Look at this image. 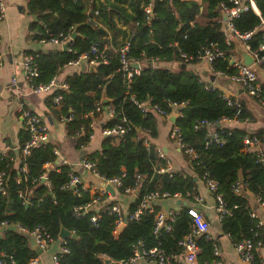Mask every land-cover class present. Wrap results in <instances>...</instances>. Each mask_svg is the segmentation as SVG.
Listing matches in <instances>:
<instances>
[{
	"label": "trees",
	"instance_id": "trees-1",
	"mask_svg": "<svg viewBox=\"0 0 264 264\" xmlns=\"http://www.w3.org/2000/svg\"><path fill=\"white\" fill-rule=\"evenodd\" d=\"M253 1L259 17L264 18V0ZM225 2L152 0V16L147 21L142 9L150 0H28L24 11L35 16L29 31L36 41L46 42L70 34L72 30L77 37L70 41L69 51L26 52L25 55L33 57L37 78L32 85L36 86L52 80L68 61L89 54L91 47L96 48V52L89 55L95 59L93 72H77L65 77L66 89H53L45 106L54 116L66 117L65 135L73 140L75 150L86 147L93 133L90 125L95 117L104 114L103 108L112 112V118L103 123V129L110 128L120 118L126 121V132L117 144H114L115 136L102 137L98 150L85 158L94 164L99 178H120L119 195H123L124 188L138 184L127 213L136 210L149 192L165 194L167 198L178 194L190 206L197 194L196 181L206 176L215 183L216 195L229 211L228 216L219 220L221 234L232 243L249 240L263 245L258 222L250 216L255 211L239 192L244 191L259 205L264 204V166L255 154L245 152L242 145L244 137H254L264 148V130L248 134L234 127L215 129L213 125L221 120L253 123L254 119L241 100L224 97L219 90L205 86L189 68H174L182 63L179 53L196 61L203 50L210 49L220 55L211 62V72L234 74L229 65L230 58L235 56L233 45H225L219 24L218 5ZM117 23L125 26L126 31L118 29ZM233 26L238 33L254 30L246 42L249 53L254 54L258 45L264 43L259 19L250 10L239 14ZM124 43L128 44L126 58L141 65L138 75H133L128 84L119 71L118 49ZM261 55L264 57V53ZM151 62L155 63L154 67H146ZM57 95L61 97L58 111L51 103L52 97ZM101 95L109 100L105 106L100 104ZM131 97L157 106L166 114L170 113L169 103H183L172 126L177 128L181 143L195 154V159L189 162L191 174L158 172L160 160L148 141L157 136L156 115L143 116L130 101ZM253 99L264 102V84L259 88L258 98ZM96 104L100 105L99 113L94 112ZM90 112L91 118L86 116ZM205 124L215 129L219 143L210 139V128ZM27 140V132L20 130L17 162L12 152L0 156L6 193L5 198H0V223H17L26 230L41 227L53 240L59 239L60 228L74 234L75 239L65 240L68 252L57 255V264H103L104 258L124 263L136 247L142 252L157 248L164 256L178 252L177 243L191 226L186 214L189 206L181 207L168 223L167 232L160 229L153 233L154 215L159 209L150 204L142 209L137 221L127 222L119 234H113L115 217L107 208L115 201L106 202V193L91 195L80 185L72 190L67 187L74 174L66 165H55L53 150L58 146L52 141L33 147L22 157L21 147ZM45 165L49 166L47 170ZM22 168L24 175L20 173ZM41 175L45 176V183L39 179ZM15 177L21 178L19 185L15 184ZM136 177L139 180L136 181ZM95 198L104 206L94 224L89 221L93 211L73 213L74 207ZM195 242L197 264H209L214 259L212 242L204 235L197 236ZM253 256V263L257 264L255 252ZM35 257L25 236L12 229L0 234V264H9L10 260L14 264H27Z\"/></svg>",
	"mask_w": 264,
	"mask_h": 264
},
{
	"label": "built area",
	"instance_id": "built-area-1",
	"mask_svg": "<svg viewBox=\"0 0 264 264\" xmlns=\"http://www.w3.org/2000/svg\"><path fill=\"white\" fill-rule=\"evenodd\" d=\"M151 1L150 3H147L146 6L142 9L143 15L145 17V20L149 21L150 17L152 16L151 11ZM21 2L25 5L28 0H21ZM218 8L220 10V13L222 12L224 14L225 20L222 22L221 18H219V24L221 25L222 32L224 34V43L226 46L233 45V40L237 41L241 47L244 49L245 52H247L253 59V64L250 66H243L239 63V60L237 58H230L229 62L232 61V64L230 67L234 70L233 75H226L221 72H213V75L215 77H222L226 80L232 82L233 84H236L240 88H242L246 94L249 97L258 98L259 95V88L260 85H258V71H264V57L261 55L264 53V43L259 44L254 54H251L248 52L249 46L246 44V42L249 40V38L254 33V30H250L245 33H238L236 29L233 26V21L241 14L242 12L251 11L253 12L259 19L260 28L263 31V39H264V18L259 17L258 11L256 9V6L254 4L253 0H226L225 3H220L218 5ZM2 6L0 3V19L2 18ZM40 43H45L44 41H39ZM51 45L54 46H61L64 43H67V51H69V44H70V34L67 33L66 35H60L57 38H51L48 41ZM128 51V44L124 43L122 44L118 49L119 54V71L123 74V77L127 84L130 82V79L133 75H138L140 70V63L138 61H134L133 59L126 58ZM96 52L95 47H91L89 54H81L77 56L75 59L68 61L65 66H78L81 62H85L86 65L94 67L95 65V59L90 58L89 55H92ZM220 55L217 54L215 51L210 49H205L200 54L198 60H204L210 70H211V62L218 58ZM179 58L182 61L183 64H191L195 61H193L191 56H188L184 53H179ZM0 63H1V56H0ZM131 64H137L138 68L133 69L130 67ZM253 66L255 69H253ZM22 72L24 75V79L26 83L28 84L30 90L33 93H45L48 91H51L53 89H66V85L62 84L61 86H57L54 83V80H50L46 84H38L36 86L32 85V81L37 78V72L35 68V64L33 61V57L31 55H25L22 58L21 62ZM11 84H14V79H11ZM207 89V87H205ZM61 97L59 95L52 97L51 103L52 105L58 106L60 103ZM130 101L133 103V105L136 107V109L143 115H147L148 113H153L154 115L160 117V118H166L169 114L173 112L174 109H180L181 106H183V103L175 104L169 103L170 113L166 114L162 110H160L157 106H150L148 102H137L132 97L130 98ZM258 104L264 111V102L259 100ZM150 106V108H148ZM95 113L100 112V105L96 104L94 108ZM105 113L108 118H112V112L110 109L105 108ZM19 118L22 123L23 130H25L28 134V140L24 143V145L21 147V156H26L30 149L33 147L39 145V143H45L48 140V134L43 127V125L39 122L38 118L34 116L29 111H26L24 109L18 110ZM87 117L91 118L92 113H88L86 115ZM221 122H232L230 120H221ZM125 124L126 121L123 118H120L119 121L112 125L110 128L102 129L101 135L103 137L106 136H115V138L119 139L120 136L124 135L125 130ZM215 125V124H214ZM213 125V126H214ZM91 126V125H90ZM206 128H210L209 137L211 140L214 141V143H219V140L214 133L215 129H211L210 124H205ZM220 128V127H219ZM218 129V128H217ZM74 135H77L75 133ZM170 139L174 142V144L177 146L178 150L181 152L182 155L186 158L187 162H191L195 159V154L192 149L186 147L181 143L180 136L178 133L177 128L171 127L169 132ZM144 145L147 144L146 141H143ZM148 145V144H147ZM207 145V143L205 144ZM243 150L247 153L255 154L258 158L260 163L264 166V148L260 145L259 141L254 137H244L242 140ZM155 155L158 160H160V166L158 168L159 173H166L168 175L172 174L170 171V165L167 157L164 153H162L159 149H154ZM53 155L55 157H58V152L53 150ZM0 156H4L3 154H0ZM60 165H66V162L60 158ZM58 165V164H57ZM81 168L86 171L88 174L98 177V175L95 172V166L92 162L88 161L85 157L80 161ZM48 167V166H47ZM21 174H25L24 168L20 170ZM4 177L5 174L3 171L0 170V198H5V188H4ZM23 180H25L24 177H22ZM41 182L45 183V176L41 175L39 177ZM101 179V178H100ZM21 178L15 177L14 182L16 185H19ZM139 180L138 177H136V181ZM103 185L100 187L98 195L101 196L104 193H107V191L104 189V186H109L110 188L116 189L120 187V178H112V179H101ZM206 190L211 194L213 201H214V211L216 212L218 220H220L223 216H228L229 211L225 208L224 204L222 203L219 196L216 195V185L214 182L206 179V176L204 177V180L200 181ZM48 185V183L46 184ZM80 185V180L76 175H72L69 178V181L67 183V187H73L75 189ZM66 186H63L66 187ZM81 186V185H80ZM138 188V184H133L132 187H127L123 189V195H129L131 197L134 196L136 193V190ZM20 196H22L20 194ZM167 198L165 194L158 195L157 192H149L146 194L138 208L134 210L131 213H124L120 210L118 205L113 204L111 206H108L107 212L109 214L114 215L115 222H114V231L113 234L116 233L117 229L120 226H125L127 222L137 221L141 216V211L145 206L158 199ZM170 198H178L181 199V197L178 194H174ZM193 202L194 203H200V199L197 196H193ZM261 206H264V204H260ZM104 205L98 200V198H95L91 200V202L80 205L77 207H74L72 209L73 213H80V212H87V211H93V215L90 217L89 221L90 223L94 224L97 220V214L102 209ZM178 212L168 211L166 213L163 212H156L154 215V227H153V233H157L160 229H163L165 232L169 230L168 223L172 221L173 217L176 216ZM186 214L191 220V226L189 232L177 243V248L180 256L182 257V264H197L196 261V254L198 252V248L196 245V237L200 235H204L206 240H210L208 236V224L205 222V220L202 218L201 214L196 211L194 208L190 207L187 209ZM252 218L257 219L256 215L252 213L250 215ZM259 226V225H258ZM0 228H9L20 235L28 236L31 240V244L35 246L37 249H39L41 252L46 250L48 246L54 241L50 238V236L46 233L44 229L41 227H35L32 230H26L23 227H21L17 223L7 222L3 221L0 223ZM255 237V236H254ZM228 238V237H227ZM228 240L231 242V240L228 238ZM60 245L58 247L57 252L50 255V261L52 264H57V255L61 254H67V248L65 245V240H59ZM232 250L233 253L236 254L243 262L246 264H254L253 263V252H255V249L259 247L260 242L258 241L256 244H253L249 240H244L238 243H232ZM139 249V250H138ZM212 252L216 256L218 255L217 248L214 244H212ZM177 255L176 252L173 253L170 256H164L160 250L157 248L150 249L147 252H142L139 247H136L132 251V256L123 264H134L139 259H144L149 262H153L154 264H175V259ZM10 259V258H9ZM105 259V258H104ZM257 264H264V254L261 255L257 259ZM120 263V262H119ZM9 264H14L13 261H9ZM27 264H38L36 259H30Z\"/></svg>",
	"mask_w": 264,
	"mask_h": 264
},
{
	"label": "crops",
	"instance_id": "crops-1",
	"mask_svg": "<svg viewBox=\"0 0 264 264\" xmlns=\"http://www.w3.org/2000/svg\"><path fill=\"white\" fill-rule=\"evenodd\" d=\"M0 3L3 12L2 18L0 19V154L5 156L9 152H12L13 154V150L18 151L17 135L20 130H23L18 110L21 108L29 111L38 118L39 122L45 128L48 134V140L56 143L58 146V149H56L58 157H55V165L59 164L60 158L63 159L70 172L79 178L82 190L88 191L91 195L93 193L98 194L100 187L103 185L101 179L84 171L80 166V161L88 153L98 150L99 148L100 140L103 137L101 135L103 123L108 120L105 110H103L104 114L102 113L95 117L94 122H92L91 128L93 133L90 136L86 147L80 150H75L73 147V140L65 135L66 117L62 118L61 116H54L45 106L46 98L51 95L52 90L45 93H33L24 79L21 67L22 58L25 56L26 52H63L61 50L62 45L54 46L48 42L40 43L32 37V33L29 31V26L35 21L32 19L33 16L26 14L24 11L25 5L21 0H0ZM116 27L120 30L126 31V27L122 24L117 23ZM234 41L235 40H233V42ZM65 51H67V48ZM234 58L238 59L236 55ZM151 64L152 67H154L155 63L151 62ZM176 65L174 68H176ZM155 66H161L164 68L173 67L171 64H156ZM89 67L90 66L86 65L85 62H81L78 66L63 65L60 72L53 78L54 83L57 86H61L64 84L63 80L65 77L72 73L88 71ZM185 68H189L195 72L200 82L205 84V86H210L213 89L219 90L224 97H233L241 100L254 119L253 123H237L236 121L221 122L220 127L239 128L248 134H253L258 130H264V111L258 102L249 97L242 88L225 78L215 77L204 60H198L185 65ZM253 69H255L254 66ZM209 74L214 76L212 81L209 80ZM258 76V85L261 86L264 84V71H258ZM11 79H14V84H11ZM54 108L57 111L59 110L58 106H55ZM172 113L166 118L156 116L157 136L155 139L148 141L153 149H159L165 154L169 161L172 174H191L189 163L169 137V132L172 127L169 119L171 118ZM208 132L210 133L209 129ZM115 139L114 144H117L119 139ZM13 157L15 161L14 154ZM44 168L47 170L49 166L47 167V165H45ZM112 190L113 196L107 191L105 201H115V204L118 205L120 210L126 213L127 206L129 202L132 201L133 197L129 195H119L116 189L112 188ZM196 192V196L200 199V203L193 202L190 206L182 199L178 198H162L154 200L150 204L157 207L159 212L163 213L168 211L179 212L181 207L184 206L194 208L201 214L202 218L208 224L207 234L218 251V255L215 256L213 254L214 259L209 264H246L233 253L231 242L225 235L221 234L220 223L216 212L214 211L213 198L200 181H196ZM252 211H255L254 214L257 217L256 220L259 225L258 227L261 229L259 238L264 241V206L257 204V208ZM8 229L9 228H0V234ZM25 238L29 247L32 249L33 245L31 244L30 238L28 236H25ZM59 240L60 239L54 240L46 250L42 251L40 255H36L35 259L38 264H52L50 261V255L57 252L60 245ZM263 254L264 244L255 249V256L257 259ZM176 255L175 264H182V257L179 252H176ZM118 264L123 263L118 262ZM134 264L154 263L139 259Z\"/></svg>",
	"mask_w": 264,
	"mask_h": 264
},
{
	"label": "water",
	"instance_id": "water-1",
	"mask_svg": "<svg viewBox=\"0 0 264 264\" xmlns=\"http://www.w3.org/2000/svg\"><path fill=\"white\" fill-rule=\"evenodd\" d=\"M98 1H101V0H98ZM220 18H221V21H222V22L225 20L224 14H223L222 12L220 13ZM32 19L35 21V16H33ZM76 37H77V34H76L75 30H72V32L70 33V40H73V39L76 38ZM67 45H68L67 43H64V44L61 46V50H62L63 52H65V50H66V48H67ZM233 49H234V53H235V55L238 57V59H239V63H240L241 65L247 67V66H250V65L253 64V59H252V57L240 47V45H239V43H238L237 41H234V42H233ZM229 64L231 65V64H232V61H230ZM130 67L133 68V69H137V68H138V65H137V64H131ZM146 67L150 68V67H152V64H151V63H148V64L146 65ZM176 68H177V69H181V70H182V69H185V64H183V63L177 64V65H176ZM88 72H93V67L90 66V67L88 68ZM208 77H209V80H210V81H212L213 78H214V76L211 75V74H209ZM108 103H109V100H107L103 95H101L100 104L103 105V106H105V105H107ZM148 108H150V106H148ZM103 110H105V109L103 108ZM178 111H179L178 109H174V110H173V113H172V115H171V118L169 119L170 122H171V124L174 123V120H175V118H176V115H177ZM213 127H214L215 129H217V128L220 127V125H219V124H215ZM39 144H41V143H39ZM13 154H14V156H15V161H17V159H18V151H17V150H13ZM70 189L72 190L73 187H70ZM104 189H105L106 191H108L109 194H110L111 196H113V190H112V188H110L109 186H104ZM239 195H240L241 197H243L244 199L247 200V202L249 203V206H250V209H251V210H255V209L257 208V204H256L255 200H254L252 197H250L247 193H245L244 191H240V192H239ZM26 206H27V205H26V203H25V207H26ZM147 208H148V205L145 206V209H147ZM122 229H123V226H120V227L117 229L116 234H119V233L122 231ZM57 237H58L60 240H66V239H72V240H73V239H75V235H74V234H72V233L66 231V230L63 229V228H60V229H59V232H58ZM32 250H33V252H34L36 255H40V253H41V251H40L39 249H37L35 246L32 247ZM138 250H139V249H138ZM103 264H118V263H117V262H113V261H111L110 259L105 258V259H103Z\"/></svg>",
	"mask_w": 264,
	"mask_h": 264
}]
</instances>
